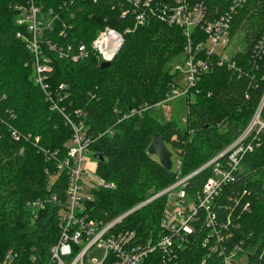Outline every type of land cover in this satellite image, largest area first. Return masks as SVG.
<instances>
[{"label": "trees", "instance_id": "1", "mask_svg": "<svg viewBox=\"0 0 264 264\" xmlns=\"http://www.w3.org/2000/svg\"><path fill=\"white\" fill-rule=\"evenodd\" d=\"M200 1L213 15H231L230 40L243 34L244 48L231 56L234 69L209 60L210 71L189 91L194 100L188 99L185 126L180 127L174 121L160 123L149 113L177 87V74L167 65L184 52L181 29L156 17L136 27L132 7L124 6L129 14L122 18V7L111 0H35L58 17L53 30L39 38L49 92L64 115L84 123L89 153L102 157L94 173L113 186L95 189L83 201L92 221L109 223L203 167L244 132L261 105L264 118V0ZM29 4L0 0V264L9 252L19 264H32V259L49 264L69 188V174L59 171L58 163L67 158L73 131L34 83L35 57L26 40L17 37H30L26 26L17 24ZM65 26L68 32L61 37ZM106 28L123 35L109 68L101 69L95 55L77 63L59 57L58 51L69 45H90ZM12 130L19 140L12 138ZM154 137L162 138L181 162L179 170L167 171L148 154ZM258 144L241 162V175L218 189L215 231L203 228L202 211L191 246L178 253L180 264H223L230 255L245 257L246 264H264V129ZM210 177L207 169L192 178L188 195L200 192ZM53 197L56 202L44 209L32 207ZM166 203L161 197L147 204L116 231L135 233L141 244L154 240ZM161 257L156 252L147 264Z\"/></svg>", "mask_w": 264, "mask_h": 264}, {"label": "built area", "instance_id": "2", "mask_svg": "<svg viewBox=\"0 0 264 264\" xmlns=\"http://www.w3.org/2000/svg\"><path fill=\"white\" fill-rule=\"evenodd\" d=\"M122 7V18L129 12L124 6L132 7L136 14L135 26H144L150 18L156 17L170 27H177L183 31L186 39L184 54L186 56L185 67L188 78L187 88L183 92L175 87L167 101L183 94L189 96V91L196 83L210 71L212 64L210 59H216L219 66H227L234 69L231 64V55L227 53L230 47L231 15H213L207 6L200 0H111ZM58 17L53 10L43 11L37 6L35 0H30L28 9L17 21L19 26H26L29 38L22 37L28 43V48L35 57L34 83L44 93L46 100L51 104V109L62 113L66 123L73 131L74 138L69 145L67 158L58 163L59 171L69 174V188L67 202L60 214V236L57 243L50 249L49 264H147L149 257L156 253H162L157 264H180L178 253L191 246V237L195 231L194 223L198 221L200 213H206L203 228L209 232L215 231L216 215L213 202L218 195L221 185L234 181L241 175V162L246 155L254 152L259 146L258 136L264 129L260 121L263 105L254 114L251 122L244 132L229 144L224 151L206 163L194 173L181 177L176 183L162 192L149 198L134 210L109 222H95L85 215L82 206L84 200L91 199V192L98 188L111 189L113 186L104 180L98 182H85L88 174L86 154L89 153L90 140L84 133V123L75 122L72 118L63 114V110L54 102L52 93L49 92L46 74L49 68L41 63L42 51L39 38L46 30H53ZM206 36L205 41L197 39ZM68 27L60 32L65 37ZM197 37V38H196ZM123 45V35L114 29L106 28L101 31L90 45L79 44L74 49L69 45L66 49L58 51L60 58H67L74 63L84 61L91 55L97 56L102 63H111L120 52ZM262 46V44H260ZM54 51L53 46H49ZM48 60H45V63ZM209 62V63H208ZM179 73L180 69L175 68ZM62 90L64 86L60 87ZM79 115V113H76ZM12 138L19 140L20 135L12 130ZM38 140H36V144ZM181 162L177 160L173 168L180 169ZM210 169L211 177L200 192L189 196L187 187L189 181L201 172ZM165 197L167 200L163 218L160 222V232L157 237L146 244L136 242L135 233L118 232L116 227L129 215L146 206L147 204ZM51 200H38L33 206L37 210L44 209L46 203L56 202ZM210 238L206 239V243ZM101 249L104 252L102 261H91L90 254L94 250ZM241 260V259H240ZM240 260H234V255L226 256L223 264H239ZM35 264L34 259L31 260ZM1 264H19L12 252H9L1 261Z\"/></svg>", "mask_w": 264, "mask_h": 264}, {"label": "rangeland", "instance_id": "3", "mask_svg": "<svg viewBox=\"0 0 264 264\" xmlns=\"http://www.w3.org/2000/svg\"><path fill=\"white\" fill-rule=\"evenodd\" d=\"M244 48V40H243V34L237 36L230 44L229 49L227 50V53L231 56L235 55L236 53L242 51ZM185 60L186 56L185 54H181L174 58L168 65L167 68H170L171 73H176L177 76L175 78V83L177 85V89L180 90V92H183L187 88L186 80L188 78V75L186 73V67H185ZM175 68H179V73L175 71ZM188 99H190V102L194 100L193 95H186L183 94L179 97L173 98L172 100H169L167 102H163L155 107L152 108L150 111V116L155 118L160 123H166L168 121H174L177 122L180 127L185 126V118L187 116V103ZM262 106V105H261ZM260 106V107H261ZM260 107L257 109V111L260 109ZM263 110V108H262ZM256 111V112H257ZM260 121L262 124H264V118L263 114L261 113V119ZM72 144V143H70ZM69 144V145H70ZM86 161H87V169L88 174L85 178V182H98L101 179L94 173V169L96 166V159L94 156L90 153L86 154ZM172 163L174 167L176 166L177 159L174 155L172 157ZM104 258V252L101 249L94 250L90 254V260L94 261H102ZM239 264H246V258L243 257Z\"/></svg>", "mask_w": 264, "mask_h": 264}, {"label": "water", "instance_id": "4", "mask_svg": "<svg viewBox=\"0 0 264 264\" xmlns=\"http://www.w3.org/2000/svg\"><path fill=\"white\" fill-rule=\"evenodd\" d=\"M111 63H102L101 69L109 68ZM148 154L152 157H156L159 160L160 165L167 171H172V153L166 147V144L162 138L154 137L151 145L148 148ZM96 160L101 161V156H94Z\"/></svg>", "mask_w": 264, "mask_h": 264}]
</instances>
